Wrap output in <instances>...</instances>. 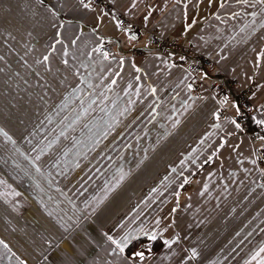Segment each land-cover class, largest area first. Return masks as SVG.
Wrapping results in <instances>:
<instances>
[{
  "label": "crops",
  "instance_id": "0c3cea01",
  "mask_svg": "<svg viewBox=\"0 0 264 264\" xmlns=\"http://www.w3.org/2000/svg\"><path fill=\"white\" fill-rule=\"evenodd\" d=\"M102 2L0 0V264H264V136L237 125L264 127V0ZM200 57L205 82L251 88L250 115L233 97L217 120L168 59Z\"/></svg>",
  "mask_w": 264,
  "mask_h": 264
},
{
  "label": "built area",
  "instance_id": "2783aa9c",
  "mask_svg": "<svg viewBox=\"0 0 264 264\" xmlns=\"http://www.w3.org/2000/svg\"><path fill=\"white\" fill-rule=\"evenodd\" d=\"M99 2L103 3L102 0H79V3L87 6L95 5V3ZM102 11L105 14L112 16L115 21L117 20V27L123 32L130 45H134L141 40V32L143 28L136 21L124 19L110 5H103ZM147 40L150 48L157 49L163 55H165L166 52L176 51L180 48L178 40L162 37L155 31L147 32ZM98 51L104 52L107 55H110L113 52L110 43H103L100 47H98ZM187 51L188 49L184 48V52L186 53ZM168 59L172 66L184 67L189 72L191 78L186 83V87L195 97L201 98L203 96V91H207L215 97L218 107L214 111L213 115L217 120H221L229 114L228 109L223 104L232 100L233 97L236 98L237 104L244 114H251L252 105L249 100L252 94L251 88L240 90L238 87V81L235 77H226L224 81L219 82H205L197 75L201 68L208 74L218 73L217 68H215L206 57H200L199 63H189L187 65H185L181 60H175L173 58ZM237 125L240 132H247L251 141L257 140L262 136L261 134L264 133V127L262 124H255L254 130L248 131L247 123L244 117L237 118ZM254 154L257 161L264 159V149L262 147L256 148L254 150ZM258 182L260 184H264V174L259 175Z\"/></svg>",
  "mask_w": 264,
  "mask_h": 264
},
{
  "label": "bare ground",
  "instance_id": "6f19581e",
  "mask_svg": "<svg viewBox=\"0 0 264 264\" xmlns=\"http://www.w3.org/2000/svg\"><path fill=\"white\" fill-rule=\"evenodd\" d=\"M95 5H101V2H99V3H95ZM114 9V8H113ZM116 12H118V14L121 16V17H123L124 19H127V20H129L127 17H125L124 15H122L118 10H116V9H114ZM130 21V20H129ZM116 22H117V20H116ZM116 25H117V23H116ZM143 35H144V29H142V32H141V37H143ZM104 43H108V42H104ZM103 44V43H102ZM101 44V45H102ZM101 45H99L98 47H100ZM110 45L112 46V54H110V55H113V53H114V50H113V45L110 43ZM97 51H98V48H97ZM99 52V51H98ZM99 53H101V54H104V55H107L106 53H104V52H99ZM110 55H107V56H110ZM208 59V58H207ZM210 62H211V60L210 59H208ZM211 64L213 65V63L211 62ZM214 66V65H213ZM215 67V66H214ZM229 78H231V77H229ZM236 78V77H235ZM237 79V78H236ZM238 81V80H237ZM239 130V129H238Z\"/></svg>",
  "mask_w": 264,
  "mask_h": 264
},
{
  "label": "trees",
  "instance_id": "16d2710c",
  "mask_svg": "<svg viewBox=\"0 0 264 264\" xmlns=\"http://www.w3.org/2000/svg\"><path fill=\"white\" fill-rule=\"evenodd\" d=\"M255 125V124H254ZM254 125H251V126H249V124H247V130L248 131H253L254 130ZM250 129V130H249ZM262 136H264V133L263 134H261ZM264 147V146H263ZM139 241V240H138ZM156 241V240H155ZM155 241H153V243L155 242ZM159 245V244H158Z\"/></svg>",
  "mask_w": 264,
  "mask_h": 264
},
{
  "label": "rangeland",
  "instance_id": "374dc122",
  "mask_svg": "<svg viewBox=\"0 0 264 264\" xmlns=\"http://www.w3.org/2000/svg\"><path fill=\"white\" fill-rule=\"evenodd\" d=\"M136 44H137V43H136ZM189 258L191 259V261H193L192 258H191L190 256H189Z\"/></svg>",
  "mask_w": 264,
  "mask_h": 264
},
{
  "label": "snow or ice",
  "instance_id": "6c2138e0",
  "mask_svg": "<svg viewBox=\"0 0 264 264\" xmlns=\"http://www.w3.org/2000/svg\"><path fill=\"white\" fill-rule=\"evenodd\" d=\"M85 6H87V5H85Z\"/></svg>",
  "mask_w": 264,
  "mask_h": 264
}]
</instances>
